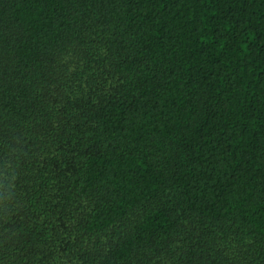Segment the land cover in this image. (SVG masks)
Instances as JSON below:
<instances>
[{
    "label": "trees",
    "instance_id": "obj_1",
    "mask_svg": "<svg viewBox=\"0 0 264 264\" xmlns=\"http://www.w3.org/2000/svg\"><path fill=\"white\" fill-rule=\"evenodd\" d=\"M0 264H264V0H0Z\"/></svg>",
    "mask_w": 264,
    "mask_h": 264
}]
</instances>
